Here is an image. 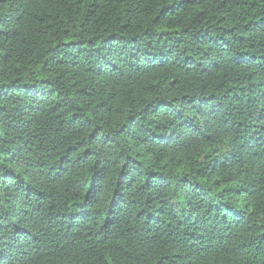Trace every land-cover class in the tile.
Wrapping results in <instances>:
<instances>
[{"label":"trees","instance_id":"trees-1","mask_svg":"<svg viewBox=\"0 0 264 264\" xmlns=\"http://www.w3.org/2000/svg\"><path fill=\"white\" fill-rule=\"evenodd\" d=\"M0 264H264V0H0Z\"/></svg>","mask_w":264,"mask_h":264}]
</instances>
